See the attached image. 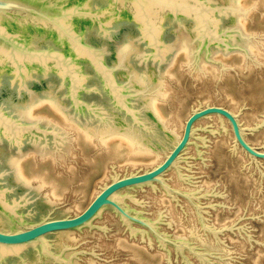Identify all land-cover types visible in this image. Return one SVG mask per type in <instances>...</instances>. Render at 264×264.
Wrapping results in <instances>:
<instances>
[{
	"label": "bare ground",
	"instance_id": "6f19581e",
	"mask_svg": "<svg viewBox=\"0 0 264 264\" xmlns=\"http://www.w3.org/2000/svg\"><path fill=\"white\" fill-rule=\"evenodd\" d=\"M83 1L88 8H103L104 5L109 8L112 4V0ZM192 1L201 7L202 14L174 10L170 13L159 9L148 21L138 19L137 13L133 12L130 17L137 20L134 23L116 22V14H107L98 21L77 20L85 39L101 50L120 89L129 98L130 108L134 111L133 118L124 113L108 90L106 82H102L103 78L82 53L72 49L65 40H60L43 26L37 31L25 24L13 26V30L28 44L36 46L42 41L41 44L72 57L79 99L76 102L69 97L70 82L63 70H55L52 65L31 67L20 61L23 64L21 67L9 68L8 74L11 75L4 76V70L11 66H7L6 60L0 59V87L3 78L9 76L11 84L16 85V90L19 91L17 94L20 95V99H15L10 93L2 94L0 110L15 116L17 122L31 123L42 131L0 128V141L3 143L8 140L12 147L7 153L0 142V156L6 154L5 162H2L6 169L0 173V188L6 200L21 216L35 220L40 215L39 211L45 212L57 207L62 182L53 177L50 167L46 169L40 166L33 158L41 156L44 160L47 157H63L62 151H71V136L77 137L86 146L93 144L102 147L107 157L126 160V164L132 166L137 165L141 159L154 156L156 160L160 159V154L167 151L180 136L176 128L167 124L169 120L165 118L159 105L160 101L167 99L168 76L173 75L170 73L171 67L180 56L189 64L190 71L202 74L210 71L215 73L226 64L227 58L234 55L239 57L241 66L248 69L262 64L263 36L252 30L250 20L256 11L264 13V0ZM126 13L128 12L123 9L122 15ZM259 25H264V20ZM43 78L48 81L42 82ZM259 87L261 96L262 81ZM91 91L99 92L101 97H90ZM46 111L53 117L44 114ZM240 119L242 120V116ZM222 124L230 126L227 119ZM178 127L182 129L183 123H179ZM228 131L233 135L232 129ZM248 139L256 144L254 140ZM239 152L246 157L242 149ZM7 172L11 175L10 180L21 189L19 196L13 193V187L4 184L2 178ZM171 172L175 173V170L172 169ZM178 183L181 182L178 180L176 184ZM97 191L99 189L92 192L91 197ZM162 193L165 194L163 191ZM32 195L39 196L42 202L36 206L31 205ZM82 206L83 204L78 205L73 210L78 212ZM72 208L63 207L56 215L69 213ZM108 213L109 216H115L111 210L105 214ZM193 216L194 223L186 229V235L179 236L196 242L205 250H221V244L200 229L195 212ZM0 228H16L1 211ZM145 233L148 234L149 241H152L151 234ZM78 235L80 233L77 231L55 233L52 235L55 249L60 250L66 243L75 242ZM37 253L35 250H28L19 257L3 253L0 264H54ZM75 264L98 263L93 257H88L86 262L76 260Z\"/></svg>",
	"mask_w": 264,
	"mask_h": 264
},
{
	"label": "water",
	"instance_id": "95a60500",
	"mask_svg": "<svg viewBox=\"0 0 264 264\" xmlns=\"http://www.w3.org/2000/svg\"><path fill=\"white\" fill-rule=\"evenodd\" d=\"M84 3L83 0H0V59L6 60L7 66H11L4 70L3 75L10 73L9 68L21 67L23 64L20 61L25 65L30 64L31 67L52 65L53 69L63 70L68 76L69 97L76 102L79 100L72 57L58 49L42 45V41L36 46L30 45L13 30L15 24L20 26L25 24L36 31L43 26L89 59L124 113L133 118L134 111L130 108L129 98L120 89L119 82L101 50L85 39L77 20L98 21L107 14H116L118 15L115 17L118 18L116 22L134 23L137 20L130 17L133 12L137 13L138 19L148 21L150 16L159 9L170 13L174 10L198 15L203 11L192 0H112L109 8L107 5L103 8H88ZM120 5L122 8H119ZM123 9L128 13L122 15ZM104 12L105 14L102 15L101 13ZM46 79L43 78L42 82L45 83ZM85 101L91 103L88 99ZM246 109H248L247 101L233 110L226 104L197 99L196 103L191 104L184 118L180 136L167 151L162 153L160 159L149 166L138 165L134 169H131L133 167L129 165L120 169L118 164L114 163L110 167L107 178L98 183L99 191L78 212H69L59 216L56 215L59 208L55 207L41 212L38 219L28 220L6 200L0 188V211L16 227L7 230L0 228V257L3 253L7 256L19 257L22 252L35 250L37 254L48 258L54 264H75L76 260H81L82 255H94V251L75 247V243L71 241L60 250H56L52 235L62 231H77L78 233L94 229L107 231V226L101 224L100 220L104 218L108 210H111L121 226L131 235H141L149 241L148 234L145 232L150 233L153 237V240L149 241L150 244L161 249L169 262L173 261L174 256L182 264H196L195 258L202 264H222L220 261L222 256L216 251L205 250L196 242L166 229L163 225L165 218L162 212L154 216L136 205L135 203H140L136 192L144 189H151L155 192L163 191L178 205L186 201L194 209L200 229L219 242L227 231L233 232L243 228V226H238L237 221L221 226L212 223L206 214V205L201 203V198L211 196L212 192H202L203 190L175 185L168 175L174 169L179 180L184 182L191 180V177L183 172L186 152L194 145L198 155L202 156L203 153L197 140L202 139L199 132L208 129L207 126L202 125V121L213 117L218 120L220 128L225 132H227V127L222 122L227 119L231 125L233 137L230 152L239 154V149H242L247 157L246 166H254L264 176L262 168L264 147L248 139L250 134L264 127V116L254 124H248L240 119ZM17 121L15 116L7 115L0 110V128L42 132L31 123ZM209 129L211 132L215 131L213 128ZM212 207L216 208V204Z\"/></svg>",
	"mask_w": 264,
	"mask_h": 264
},
{
	"label": "rangeland",
	"instance_id": "374dc122",
	"mask_svg": "<svg viewBox=\"0 0 264 264\" xmlns=\"http://www.w3.org/2000/svg\"><path fill=\"white\" fill-rule=\"evenodd\" d=\"M261 20H264V13L261 14L258 10L251 18L250 24L252 30L263 36L264 40V25H259ZM225 63L215 73L210 71L202 74L190 71L186 60L179 57L171 67L170 73L173 75L168 76L167 99L159 102L165 118L169 120L167 123L169 126L181 132L178 124L183 123L191 104L196 103L199 98L226 104L234 109L247 101L248 109L245 110L242 120L254 124L263 119L264 58L262 64L252 69L242 67L239 57L235 55L227 58ZM261 81L262 95L259 96ZM11 83L10 77L3 78L0 100L4 93H10L13 98L20 99L16 85L13 86ZM91 92L90 97H101L99 92ZM44 114L53 117L47 111ZM202 125L208 127L207 130L199 132L202 139L197 140L202 156L198 155L193 145L187 150L186 159L183 161V172L190 176L191 180L185 182L179 180L176 172H170L168 176L175 185L212 192L211 196L201 198V203L206 205V214L212 223L221 226L237 221L238 226H243L233 232L227 231L222 235L221 242L215 239L222 246L221 250H214L222 256L220 260L222 264H264V176L254 166H246L247 158L243 157L241 152L239 154L230 152L233 135L228 130L232 129L231 125L226 126L225 132L220 128L218 120L213 117L203 120ZM209 128L215 131L211 132ZM249 138L264 147V127L250 134ZM7 142L8 140L3 141L2 146L8 153L12 147ZM70 142L71 151L67 153L62 151L63 157L58 159L47 157L43 160L39 156L33 160L46 169L50 167L53 177L62 182L57 207L61 210L63 207L72 206L70 212H75L73 209L78 205L83 204V208L88 204L93 197L92 192L98 190V183L107 178L111 165L117 163L122 169L129 164H126V160L119 161L107 157L102 147L93 144L86 146L77 137L71 136ZM5 156V153L0 156V173L6 169L5 163H2L5 162ZM157 160L154 156L141 159L135 166H129L133 167L131 169L138 165L149 166ZM262 168L264 170V164ZM10 177L9 173H5L2 178L4 184L13 187V193L19 196L21 189L10 180ZM178 180L181 183L176 184ZM32 196L31 205L36 206L42 202L39 196ZM136 197L140 203L135 204L147 213L155 216L162 212L165 218L164 227L178 236L186 235L184 232L194 223V209L186 201L178 205L161 191L155 192L151 189L138 190ZM215 204L216 208H213L212 205ZM38 214H41V211ZM117 220V217L109 216L108 213L100 220L101 224L107 226V231L94 229L78 235L74 242L75 247L95 253L82 255L81 262L84 263L88 257H93L98 264H182L174 256L173 261L169 262L161 249L151 245L141 235H131ZM195 261L196 264H202L196 258Z\"/></svg>",
	"mask_w": 264,
	"mask_h": 264
}]
</instances>
